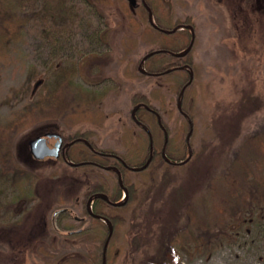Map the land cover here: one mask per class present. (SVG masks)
Wrapping results in <instances>:
<instances>
[{
	"label": "rangeland",
	"instance_id": "rangeland-1",
	"mask_svg": "<svg viewBox=\"0 0 264 264\" xmlns=\"http://www.w3.org/2000/svg\"><path fill=\"white\" fill-rule=\"evenodd\" d=\"M43 2L29 1L16 12L25 19L19 24L22 38L8 40L0 55V264H97L102 251L104 256L101 241L85 233L69 235L64 224L80 222L87 189L118 175L97 164L75 166L54 157L36 160L28 141L48 131L92 128L98 132L93 138L100 148L124 152V127L137 128L134 93L150 95L161 88L170 106L181 104L179 94L170 91L161 75H127L128 65L138 69L140 60L172 37L162 34L159 42H149L144 37L148 27L135 9L130 18L120 0H66L74 20L61 24L44 15ZM1 3L0 28L4 18L11 17L1 11ZM155 4L164 22L188 15L195 21L185 28L195 35V60L203 64L205 88L196 104L201 128L197 146H207L192 164L175 168L167 191L156 189L148 198L139 225L133 228L129 223L122 232L125 247L114 264H132L149 246L151 254H165V264H264V214L238 222L226 235L208 238L202 245L183 246L178 240L165 253L177 227L185 223L184 217L176 222L178 217L167 213L173 187L192 185L195 201L203 207L211 198L213 180L222 179L234 162L245 165L246 155L258 148L257 133L264 134V0H155ZM126 38H131L130 53ZM160 58H168L167 53L146 59ZM256 97L258 107L239 121L243 99ZM159 100L152 101L158 108ZM78 106L88 108L87 116H80ZM70 111L69 119L83 123L66 126ZM162 111L167 116L163 107ZM170 124L174 125L172 120ZM64 149L68 157V146ZM89 210L93 212L91 204ZM91 227L87 217L75 230ZM135 235L141 237L140 250L134 246ZM67 259L79 262L65 263Z\"/></svg>",
	"mask_w": 264,
	"mask_h": 264
},
{
	"label": "trees",
	"instance_id": "trees-1",
	"mask_svg": "<svg viewBox=\"0 0 264 264\" xmlns=\"http://www.w3.org/2000/svg\"><path fill=\"white\" fill-rule=\"evenodd\" d=\"M29 1L35 0H2L3 9L1 11L3 13L6 11L5 15L8 14L9 16L10 14L11 17H5L1 23L0 55L4 54L8 40L22 38V28L19 24L23 23L25 19L18 16L16 12L21 9L24 3ZM120 1L122 8L130 18L134 17L133 10H136L141 23L149 29L145 31L144 35L149 42H159V37L162 34L172 37L165 42H160V46H158L160 49L168 51L166 52L168 58H160L158 61L146 60L145 64L148 72H143L137 67L130 68L128 65L127 75L137 77V75L153 76L159 73L157 76L161 75V81L170 83V91L179 94L182 108L178 105L170 106L161 88L154 89L155 92L150 95L140 91L134 93L132 105H141L135 112L136 118L142 124L133 119L137 128L124 127L123 139L126 146L124 152H116L111 148H100L93 138L98 132L92 128L84 130L77 128L75 131L69 130L61 133L64 144H70L69 157L73 161L84 162L80 164L82 166L97 164L111 168L118 175L116 180L110 178L102 180L92 189H87L82 199L83 220L64 224L65 229L69 230V235L77 236L85 233L92 238L99 239L104 250V244L110 232L109 226L103 219L108 220L112 226V233L106 250L107 264H114L119 254L123 252L125 246L120 242L122 232L129 223L133 228L139 225L140 210L148 198L156 189L167 191L172 186L176 176L175 168L192 164L195 159L202 155L207 146V144L197 146L201 128H199L197 118L200 112L196 110V104L199 93L203 92L205 88L202 82L203 64L196 62L194 54L198 44L197 39L194 40L193 46L187 48L193 38L187 28L172 32L163 31L151 23L149 10L140 0L133 9L130 0ZM147 4L153 10L156 23L161 28L174 29L180 25H195V21L190 15L186 16L185 19L177 18L170 20V22H164L156 11L155 0H147ZM43 6L44 15L50 17L56 24L74 20V13L67 5L66 0H44ZM130 40L131 38H126L124 42L129 53L131 47L128 48L127 42ZM182 50L186 51L178 55L177 53ZM140 62L141 60L139 64ZM184 67H189L192 70V75ZM75 73H78V67ZM165 76L170 78H165ZM257 98L252 101H249V98L243 99L240 115H237L239 121L250 108L255 109L258 107L259 99ZM154 99H160L159 101L163 110L167 112V116L163 114L162 107L158 108L153 104ZM77 111L80 116L86 114L84 117L89 112L88 108L81 106H78ZM72 112H68L65 116L66 126L72 125L74 127L79 123H83L80 119H69ZM171 120L174 123L173 126L170 124ZM191 122L194 129L190 139H188ZM100 125H102L101 122L99 127H101ZM144 126L150 130L151 137ZM255 142L258 148L246 155V157L249 156V159L246 160L245 165L234 162L222 179L213 180L214 188L211 189V198L205 201L203 207L201 204L196 203V193L192 185L181 184L173 187L169 195L167 213L170 216L178 217L176 222L178 220L182 221V217H184L185 223L177 227V232L170 240L165 253L170 251V247L178 240L181 241L183 246L191 242L196 243L197 246L202 245L206 243V239H215L223 236V234L226 235L228 233L227 229L236 227L239 223L245 224L248 221H254L260 214H264V134L257 133ZM190 150H192V155L187 159ZM59 160L69 163L63 157H60ZM180 161L184 162L179 163ZM125 190L127 192L126 198L123 202L117 203L122 199ZM94 193L99 196L92 198L93 212H90L88 208L89 197ZM153 211L158 210L153 209ZM87 217L90 218L92 227L82 231L75 230ZM30 237H32V234H30ZM30 237L27 241H30ZM133 243L139 250L143 245L139 235L133 237ZM151 250L152 247L149 246L146 253L135 258L132 264L166 263L165 254L160 255L158 251L157 254H151ZM74 260L67 259L65 263H71ZM75 261L79 262L78 259ZM97 264H103V251Z\"/></svg>",
	"mask_w": 264,
	"mask_h": 264
},
{
	"label": "water",
	"instance_id": "water-1",
	"mask_svg": "<svg viewBox=\"0 0 264 264\" xmlns=\"http://www.w3.org/2000/svg\"><path fill=\"white\" fill-rule=\"evenodd\" d=\"M132 3H136V0H131ZM148 8L150 9V7L148 6ZM149 16L151 18V23L157 27V28H160L161 30L163 31H166V32H172L174 30H177L178 27H175L174 29H164V28H161L159 27L154 19H153V13L150 11L149 13ZM194 38H195V35L193 36V39L191 41V44L189 45L188 48H190L192 45H193V41H194ZM155 51H152L150 52L149 54H147L144 58V60H146L147 56L151 55L152 53H154ZM184 52L182 53H177V54H183ZM146 72V71H145ZM40 81L37 83V85H39ZM187 85V84H186ZM185 85V88L187 87ZM184 90V88H183ZM140 105H137L135 106V110L139 108ZM136 122L139 123V124H142L137 118H135ZM150 137H151V132L150 130L144 126ZM193 124L191 122V127H190V133L188 135V139H190L191 137V134L193 132ZM52 137H55L57 138V141L55 142L54 146H50L49 143H48V138H52ZM28 146H29V151L31 153V155L33 156L34 159L36 160H41V159H45L46 157L48 156H54V157H59L60 156V149H61V146H62V136L61 134L57 133V132H47L45 133L44 135H36L34 137H32L29 141H28ZM153 146H152V141H151V150H152ZM192 155V150L190 151L189 153V156L187 159H189ZM185 161V160H184ZM184 161H180L179 163H182ZM73 164H77V163H74ZM146 165V164H145ZM144 165V166H145ZM144 166H141V167H144ZM133 168H139V167H133ZM127 195V193H125ZM121 203V202H120ZM109 235L105 241V244H104V256H103V264H106V250H107V247H108V244H109V241H110V237H111V233H112V226L110 227L109 229Z\"/></svg>",
	"mask_w": 264,
	"mask_h": 264
},
{
	"label": "flooded vegetation",
	"instance_id": "flooded-vegetation-1",
	"mask_svg": "<svg viewBox=\"0 0 264 264\" xmlns=\"http://www.w3.org/2000/svg\"><path fill=\"white\" fill-rule=\"evenodd\" d=\"M143 4L145 3H147V0H140ZM148 5V4H147ZM48 132H51V131H48ZM45 133H47V132H45ZM44 133V134H45ZM57 133H59V132H57ZM44 134H42V135H44ZM59 134H61V133H59ZM61 136H62V134H61ZM57 141V138H55V137H52V138H48V143H49V145L50 146H54V144H55V142ZM69 145L70 144H64V138H63V136H62V146H61V149H60V156L57 158V159H59L60 157H63V158H65L70 164H73V162H75V161H73L70 157H69ZM65 146H68V149H67V153H68V157L65 155V149H64V147ZM71 159V160H68V159ZM99 183H101V182H99ZM90 189H92V188H90ZM96 196H99V195H97V194H95L94 193V195H92L91 197H89V201L90 200H92V198H95ZM83 217H81V219H82ZM80 219V220H81ZM83 220V219H82ZM81 220V221H82ZM78 231H82V229H78Z\"/></svg>",
	"mask_w": 264,
	"mask_h": 264
}]
</instances>
